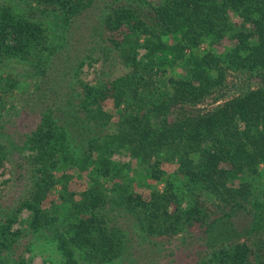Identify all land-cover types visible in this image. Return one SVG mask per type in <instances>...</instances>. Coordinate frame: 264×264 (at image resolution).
<instances>
[{
    "label": "trees",
    "instance_id": "1",
    "mask_svg": "<svg viewBox=\"0 0 264 264\" xmlns=\"http://www.w3.org/2000/svg\"><path fill=\"white\" fill-rule=\"evenodd\" d=\"M95 1L0 0V168L14 160L24 187L12 204L0 188V264L48 250L50 264H136L135 246L184 233L204 240L195 264H264V86L197 108L228 72L264 81V0H111L100 51L121 72L91 85L79 72L95 52H63ZM23 98L43 104L17 144L6 124ZM123 150L147 165L149 196L125 180ZM72 165L91 180L79 192Z\"/></svg>",
    "mask_w": 264,
    "mask_h": 264
},
{
    "label": "rangeland",
    "instance_id": "2",
    "mask_svg": "<svg viewBox=\"0 0 264 264\" xmlns=\"http://www.w3.org/2000/svg\"><path fill=\"white\" fill-rule=\"evenodd\" d=\"M111 0H96L93 6L87 11L83 16H81L73 25V37H71V49L69 51L63 52V58L70 60L72 63L76 64L82 60V54L86 51H94L95 59L90 62H86L82 65L79 76L81 77L84 83L95 84L98 79H108L111 76L114 77L121 72V69L114 57H102L100 51L101 45H105L101 42L98 30L102 25V18L105 14L107 6L110 5ZM94 43V44H92ZM230 44L229 41H224L223 44L214 45V51L218 54H222L226 46ZM207 45H204L206 48ZM111 48V47H107ZM145 50L142 49L143 53ZM98 55L103 59H97ZM224 80L219 85L217 91L213 95H209L207 99L198 104L197 108L205 111L212 109L215 106L225 102L228 98L240 93L242 90L247 88V86H264V81H261L259 78L247 79L246 77L240 76L237 73H226L224 75ZM18 99V105L22 106L20 112L14 113V117L7 122V126L12 133L14 142L17 144H22L27 138V134L33 131L39 121V106L38 104H43V102L37 103L35 100L29 98ZM105 107L109 111H114L112 96H109L105 100ZM30 150H25L29 152ZM114 159L119 161L122 164H125L123 172L126 174L125 180L132 183L134 192H141L144 196H149L151 190L150 187L144 185L145 183L143 176H145V167L146 164L142 163L141 160L135 158L133 155L123 150L122 152L115 153ZM16 162H6L3 167L0 168V188L2 190V202L4 204H12L15 199L21 194L24 190V187L20 186L19 188L15 181L18 175H14L15 172H18V166L14 165ZM126 163L130 164L129 166ZM161 166L165 170L172 172L175 169V164L164 163ZM23 170V169H22ZM68 172L71 174V180L69 181V189L73 192H79L86 188L90 181L88 171L79 165H72L68 167ZM111 182V181H109ZM142 182V183H141ZM153 184L157 188L162 189L164 183L162 181L151 180L150 184ZM111 186V185H110ZM109 186V187H110ZM24 191L22 194H24ZM110 193V192H107ZM112 196V194H109ZM111 202H106L105 208L110 207ZM29 216L28 211H24L20 215V220L23 221ZM117 220L123 221L121 217H117ZM17 227L19 224L16 225ZM125 226V225H123ZM181 234V235H185ZM174 237H163V236H153L152 240L157 243H162L161 250H158V246H152L153 244H148L142 247L135 246L134 253H136L135 259L137 260L136 264H195L197 261V256L199 253L205 249L204 240L197 235V233L189 234L187 233L185 238L182 236ZM46 252L35 254L34 252H27L26 255L31 257L32 264H50V261L47 259L49 253Z\"/></svg>",
    "mask_w": 264,
    "mask_h": 264
}]
</instances>
